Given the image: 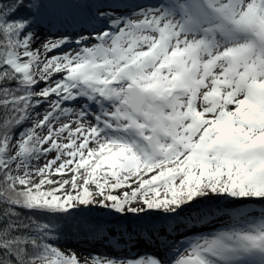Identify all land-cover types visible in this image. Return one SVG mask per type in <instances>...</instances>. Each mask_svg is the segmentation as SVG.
<instances>
[{
    "label": "snow or ice",
    "instance_id": "obj_1",
    "mask_svg": "<svg viewBox=\"0 0 264 264\" xmlns=\"http://www.w3.org/2000/svg\"><path fill=\"white\" fill-rule=\"evenodd\" d=\"M93 210L158 253L91 264H264V0H0V264Z\"/></svg>",
    "mask_w": 264,
    "mask_h": 264
},
{
    "label": "rangeland",
    "instance_id": "obj_2",
    "mask_svg": "<svg viewBox=\"0 0 264 264\" xmlns=\"http://www.w3.org/2000/svg\"><path fill=\"white\" fill-rule=\"evenodd\" d=\"M66 5L60 4V3H53L49 6V11L54 12V13H59L64 10H66ZM69 30H71L69 28ZM43 33H42V38H43ZM47 105H42L40 110L41 112L44 111V108H46ZM28 127H30V124H28ZM54 154H50L49 158H52ZM44 162V160H41V164ZM122 191V190H118ZM221 209L224 208V206L221 204L220 205ZM219 207V206H218ZM103 214L102 211L100 210H93L92 212L86 214L85 216H90V217H96L97 215ZM223 215H226V213H223ZM115 217V216H114ZM131 221V218H129V221H115V222H106L104 223V226H107L108 232L113 233V236H104L99 233V235L96 238V234H92L91 232L88 233L87 237H82L80 236L81 234L74 228V227H69L71 230L70 232H67L65 234V237L62 239L61 243L63 247L61 248L62 251H65L66 254H71V252H75L77 255V258L82 262L81 264H91V259L89 258L91 255L99 254L101 256H114V257H125V258H132L136 259L139 258L142 255L146 254H141L138 247L137 243L141 242V240L137 241L136 243L132 241L131 237L134 236V227L129 225V222ZM123 224L127 228V235L124 232V228H116L114 224ZM135 225V224H134ZM216 227H219V224L215 225ZM201 228H206V230L203 231H198L199 233L197 234H209V228L213 227L212 225H202L199 226ZM199 229V228H198ZM193 230H197L196 228L190 229V233L193 234ZM69 236V238H68ZM125 237H128V240H126ZM82 241V242H81ZM143 242V241H142ZM145 243V242H144ZM151 246V245H150ZM118 248V252H116L114 249ZM71 250V252L69 251ZM147 254L150 252H146Z\"/></svg>",
    "mask_w": 264,
    "mask_h": 264
},
{
    "label": "bare ground",
    "instance_id": "obj_3",
    "mask_svg": "<svg viewBox=\"0 0 264 264\" xmlns=\"http://www.w3.org/2000/svg\"><path fill=\"white\" fill-rule=\"evenodd\" d=\"M40 110H42V108H40ZM26 124L28 125L29 123L26 122ZM219 207H221V206L219 205ZM79 219L80 220H78V222L75 221L74 223H72L73 227L76 228V227L79 226L80 228H82L81 225L84 224V223H87L89 225H92L93 227H88V228L85 227L86 230H88V233L93 232V234H96V238H97V236L99 235L100 232L104 236H113V233L106 231L107 228L102 227V226H104V223H106V222H115L116 221V219L112 215H108V214H104L103 213L101 215H97L96 217L83 216V217H79ZM132 220H133V218H131V221ZM117 221H119V220H117ZM118 225H120V223H118V224L115 223L114 224V226L116 228H119L120 227ZM129 225H131L132 227H134L133 230H131V231H134L133 234H134L135 237H131L132 238L131 240L134 241L135 243L137 241L141 240V242L137 243V247H138V249H139V251H140L141 254H147L146 252L158 253V247H157V245L154 244L151 239H149V236L151 235V232L150 231L146 232V230L137 227L132 222H129ZM199 226H202V225H197L196 227H194L197 230H193V231H195V232H193V234L199 233L198 231L206 230V228H201ZM184 231H185L186 234L192 235L190 233V230L185 229ZM141 233H146V234H143L142 235ZM204 235H206V233ZM125 238H126L127 241H129L128 240V237H125ZM114 250L116 252H118V248L117 249H114ZM150 253H148V254H150ZM84 264H86V262Z\"/></svg>",
    "mask_w": 264,
    "mask_h": 264
},
{
    "label": "trees",
    "instance_id": "obj_4",
    "mask_svg": "<svg viewBox=\"0 0 264 264\" xmlns=\"http://www.w3.org/2000/svg\"><path fill=\"white\" fill-rule=\"evenodd\" d=\"M24 127H28V125L25 123V125H24ZM113 216V215H112ZM114 217V216H113ZM116 220H118L116 217H114ZM78 220H80L79 218H78ZM75 221H73V222H68V223H66L65 224V226H64V229H63V233H64V235H63V238L65 237V234L67 233V232H70L71 230L69 229V227H73V225H72V223H74ZM75 228V227H74ZM80 234H81V236L82 237H87L88 236V230H86V228L85 227H83L82 226V228H80L79 226L78 227H76L75 228ZM92 234H93V232H91ZM68 238H69V236H68ZM82 242V241H81Z\"/></svg>",
    "mask_w": 264,
    "mask_h": 264
}]
</instances>
